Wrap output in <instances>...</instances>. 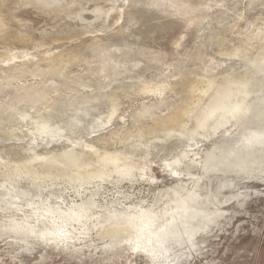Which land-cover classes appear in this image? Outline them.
Segmentation results:
<instances>
[{"label": "rangeland", "instance_id": "rangeland-1", "mask_svg": "<svg viewBox=\"0 0 264 264\" xmlns=\"http://www.w3.org/2000/svg\"><path fill=\"white\" fill-rule=\"evenodd\" d=\"M0 264H264V0H0Z\"/></svg>", "mask_w": 264, "mask_h": 264}]
</instances>
